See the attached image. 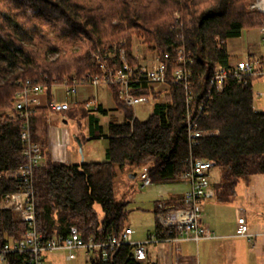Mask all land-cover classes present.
Masks as SVG:
<instances>
[{
  "label": "trees",
  "instance_id": "trees-1",
  "mask_svg": "<svg viewBox=\"0 0 264 264\" xmlns=\"http://www.w3.org/2000/svg\"><path fill=\"white\" fill-rule=\"evenodd\" d=\"M251 1L0 0V108L12 105L19 80L31 79L51 87L65 77L69 81L75 77L80 83H87L91 76L100 77L92 54L104 55L114 45L118 50L123 47L127 60L135 62L132 35L156 52L169 80L179 66L169 46L184 45L192 55L189 67L197 100L207 91L215 66L227 63L226 39L239 36L242 28L263 25L262 15L250 8ZM53 52L58 53L55 59L49 56ZM110 88L120 105L116 87ZM169 89L170 101L156 103L147 118L130 122L127 110L124 123L109 124L102 161L52 160L34 134L35 109L31 132L40 145L42 160L34 171L33 185L36 225L43 241L69 234L72 226L84 242H100L112 233L120 238L127 227V201L115 195L117 168L134 170L146 165L151 182H173L187 169L184 160L190 154L202 156L213 160L220 171L213 189L215 199L222 203L237 196L241 179L264 175V112L254 108L252 81L241 84L229 79L221 92H212L205 115L197 119V127L205 134L194 145L189 144L186 131L185 91L172 81ZM135 94L159 97L151 89ZM51 100L48 96L49 103ZM214 130L216 134L209 133ZM19 133L20 120L0 116V197L21 189L17 180L5 175L25 162ZM157 227L161 228L158 222ZM24 230V221L14 211L0 209V245L20 240ZM28 255L9 254L6 264H27ZM88 262L153 264L137 260L129 244L93 247Z\"/></svg>",
  "mask_w": 264,
  "mask_h": 264
},
{
  "label": "built area",
  "instance_id": "built-area-1",
  "mask_svg": "<svg viewBox=\"0 0 264 264\" xmlns=\"http://www.w3.org/2000/svg\"><path fill=\"white\" fill-rule=\"evenodd\" d=\"M264 13V0H258L252 4ZM261 33L264 39V21L261 26ZM113 46L102 55L94 52L92 55L97 62L101 75L100 77H88L89 84L94 86L104 84L115 86L121 104L127 108L131 116L130 122L136 119L135 107L143 102H147L149 97L135 94L142 89L154 90L158 87L169 86V82L179 84L185 91V106L187 111L186 131L189 144L198 142L205 132L197 127V119L205 115L210 102L212 92H221L227 81L233 79L238 83L247 84L249 81L258 78L264 83V58L259 61L252 57L239 58L234 65L217 64L212 76L208 80L207 91L203 96L194 100L192 93V71L189 67L192 55L185 46L174 49L176 56L174 61L179 65L172 71L170 80L166 76V66L157 55L146 62H140L138 57L130 63L123 47ZM116 56V57H114ZM169 57V53L165 54ZM112 61V63H110ZM80 82L72 77L71 81L64 78L60 83H52L49 87L46 83L26 79L16 81L18 90L14 95L11 107L7 113L8 117L20 120L19 136L24 144L23 154L25 162L16 170L8 171L7 177H11L19 182L21 189L16 192L7 193L0 197V209H10L15 211L25 223L23 237L18 241H8L0 245V264H6L7 255L12 253H28L27 264H45V254L49 252L64 251L67 260L75 259L79 250H90L93 247L108 248L120 244H129L133 247V254L137 260L146 257L145 244L159 242L162 240H194L203 238H214V233L206 227L200 225L203 218L202 204L204 201L214 197V189L211 186V171L215 162L211 159L190 154L185 160L187 169L181 173L180 179L187 183L188 187L184 191L182 199L177 206H168L166 202L156 203V219L161 228L166 229V237L158 234H151L141 241H132V229L126 227L120 238L112 233L105 240L93 242L91 239L84 242L76 227L72 226L67 235H56L43 241L42 235L37 230L36 211L34 201L33 174L40 165L42 153L38 142L33 141L31 132V116L35 112L36 95L42 92L49 93L55 86H61L66 93L73 94L76 86ZM263 90L254 91V96H261ZM55 112L68 109V102H60L54 98L49 103ZM96 105L95 101L85 102L86 107ZM141 180V187L151 183L149 170L146 165L140 166L138 172ZM237 235L245 237L249 243L253 242L254 234L248 231L247 222L244 216L237 217Z\"/></svg>",
  "mask_w": 264,
  "mask_h": 264
},
{
  "label": "crops",
  "instance_id": "crops-1",
  "mask_svg": "<svg viewBox=\"0 0 264 264\" xmlns=\"http://www.w3.org/2000/svg\"><path fill=\"white\" fill-rule=\"evenodd\" d=\"M261 38H263L261 28H242L239 36L228 37L225 41L228 54L226 65H234L239 58L244 57L261 61L264 58ZM252 83L254 89L264 88V83L258 78L253 79ZM154 93L159 97L148 99V101L152 99V111L156 103L170 101L169 86L158 87L154 89ZM48 96L60 102H68V109L55 112L51 107L47 108ZM260 98L258 101L255 100L254 108L256 111L264 112V100L261 101ZM88 100L95 101L96 105L86 107L85 102ZM36 106L38 111L33 122L37 141L43 142L47 156L64 163L104 160L109 140L108 126L111 122L124 123L128 110L115 102L109 86L104 84L94 86L89 83H79L73 94L66 93L61 86H55L49 93L42 92L36 95ZM44 108L47 109L45 112L39 111ZM136 119L140 118L136 115ZM61 121L62 123L66 121L64 124L71 121L72 125H61ZM209 133L216 134L217 130ZM76 137L81 141V149ZM97 155L101 158H96ZM139 169L140 166L134 170L128 167L116 169L115 195L127 201L126 226L132 229V241L144 240L151 234L166 237V231L157 227L156 203L164 201L168 206H177L188 185L183 180H177L151 182L141 187L136 180V177L139 178ZM132 173L136 174L135 177ZM256 175L262 176L264 180L263 174H255L248 181L241 179L236 187L237 196L232 201L222 203L213 197L203 202V218L199 223L216 237L203 238L197 242L162 240L146 243V257L142 261L153 264H264L263 201L254 195L256 191L246 194L252 178ZM219 176V169L214 168L210 177L212 187ZM240 215L245 217L248 231L254 234L252 243L245 237L237 235V217ZM89 253L90 250H85L78 258L89 264ZM56 254L65 257L64 251H57L46 253L45 259H54Z\"/></svg>",
  "mask_w": 264,
  "mask_h": 264
},
{
  "label": "rangeland",
  "instance_id": "rangeland-1",
  "mask_svg": "<svg viewBox=\"0 0 264 264\" xmlns=\"http://www.w3.org/2000/svg\"><path fill=\"white\" fill-rule=\"evenodd\" d=\"M255 2H258V0H252L251 1L250 8L255 10V11H257V12H259L262 15V20L264 21V13L261 10H258L256 7H252V4H254ZM257 28H259V27H257ZM260 41H261V47L264 49V39L261 38ZM122 42H124V41L122 40L120 43H122ZM114 46L117 47V45H114ZM130 46H131V51H132V58H134V56L138 57L140 62L141 61L142 62L149 61L150 59H152L154 57V55H157L154 50L152 51V50L148 49V46L146 44H144L137 35H132L131 36V38H130ZM169 48H171L172 51H174V49H175V47H173V46H169ZM57 55H58L57 52L49 53V56L52 59H55L57 57ZM2 81H3V79L0 78V82H2ZM254 91H260V90H257V87H256L254 89ZM263 96H264V94H262L261 96H256V97L254 96V101L255 100L258 101L259 98L263 97ZM263 98L262 99L260 98V100L263 101L264 100ZM10 107L0 108V116L1 115H3V116L7 115ZM152 108H153L152 99L149 100L148 102L140 103L139 105L136 106L137 118H140L141 120L147 118L149 113L152 111ZM61 125L71 126L72 123H71V121H68V124H64L61 121ZM83 155H84V153H83ZM96 158H101V157H99V155H97ZM136 180H137V182H138V184L140 186L141 185L140 178L136 177ZM248 187H249V190H246V194L250 193L251 191L252 192L256 191V194H254V195L258 196V198L263 201L262 202L263 203L262 207H264V180L262 179V176H259V175L254 176L252 178V181H251V183L249 184ZM254 204H257V203H254ZM130 215L131 214H129V219L132 218ZM230 220H231V218H230ZM127 221H128V218H127ZM227 221L228 220L225 221V225L227 224ZM225 227H227V225ZM81 251L83 252L85 250H83V249L79 250L78 253L80 252L79 254H81L82 253ZM78 253H77L76 258L75 259H71V260H67L65 257H63V255L56 254V255H54V257H55L54 259L53 258L45 259V264H85L82 259L78 258V255H79Z\"/></svg>",
  "mask_w": 264,
  "mask_h": 264
},
{
  "label": "water",
  "instance_id": "water-1",
  "mask_svg": "<svg viewBox=\"0 0 264 264\" xmlns=\"http://www.w3.org/2000/svg\"><path fill=\"white\" fill-rule=\"evenodd\" d=\"M66 121H64V123H65ZM76 141H77V143L79 144V147H80V149H81V141H80V139L78 138V137H76ZM135 173H132V176L133 177H135Z\"/></svg>",
  "mask_w": 264,
  "mask_h": 264
}]
</instances>
